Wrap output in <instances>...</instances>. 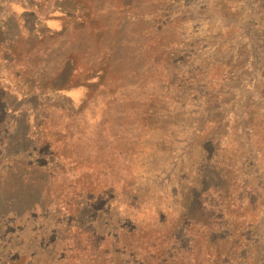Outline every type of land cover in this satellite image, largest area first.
Masks as SVG:
<instances>
[{
    "label": "rangeland",
    "instance_id": "obj_1",
    "mask_svg": "<svg viewBox=\"0 0 264 264\" xmlns=\"http://www.w3.org/2000/svg\"><path fill=\"white\" fill-rule=\"evenodd\" d=\"M154 1L0 0V22L11 29L0 37L17 34V22L22 33L14 46H5L17 62L12 66L17 67L26 53L52 37L35 40L30 32L39 24L43 27L40 31L67 33L68 38L80 35L79 39L87 38L95 45L84 52L76 48L77 42L71 43L77 51L68 49L67 58L82 63V71L64 96L42 97L38 110L45 115L38 123L32 117L36 104L25 95L34 80L23 72L16 76L21 68L9 71L11 66L4 65L0 70V113L3 100L8 101L17 108L11 110L13 114L22 113L18 121L21 130L31 127L34 131L43 122L57 121L52 101L64 97L59 102L69 110L65 126L71 127L70 144L77 147L85 142L81 134L87 136L96 128L95 122L102 124L93 117L106 110L104 104L111 118L107 122L112 124L123 119L121 114L127 110L137 109L143 114L144 128L139 132L143 147L135 156L136 175L122 183L118 193L148 195L142 210L149 215L154 194L164 188L163 194L176 192L170 200L165 199L166 207H175L180 192L187 194L183 205L189 210L203 200L207 186L203 179H208L224 189L230 211L258 222L264 217V0H161L165 7L159 8V17L142 20L134 16L142 18L148 12L147 2ZM113 7L121 10L106 13ZM168 22L163 31L162 25ZM105 31L109 36L105 37ZM42 84L44 89L47 82ZM141 91L147 100L146 107L139 110L142 103L133 100L143 97ZM112 96L118 100L111 101ZM124 98L128 100L123 103ZM43 101L52 104L45 108ZM127 176L122 172L120 178ZM148 180H153L151 188H144ZM102 205L101 200L95 209L101 210ZM3 221L0 242L5 243L6 251L0 264H28L23 254H30L31 264H44L55 237L46 242L35 235L21 242L15 227H6ZM259 225L257 236L264 252V219ZM12 246L20 251L7 257ZM260 255L255 264H264V255Z\"/></svg>",
    "mask_w": 264,
    "mask_h": 264
},
{
    "label": "trees",
    "instance_id": "obj_2",
    "mask_svg": "<svg viewBox=\"0 0 264 264\" xmlns=\"http://www.w3.org/2000/svg\"><path fill=\"white\" fill-rule=\"evenodd\" d=\"M161 2H147V14L142 18L134 16L142 20L159 17V8L165 7ZM111 10L119 12L121 9L113 7L105 12L109 14ZM15 24L17 34L7 39L0 37V70L5 69L4 65L11 66L9 71L19 67L21 71L16 76H22L23 72L34 80V86L29 83L30 89L25 95L33 98L36 104L32 117L37 123L42 122L45 114L38 110L42 106L39 104L42 97L64 96L65 89L74 85L73 80L82 71V63L74 64L67 58V50L77 48L85 52L94 42L84 37L79 39L80 35L68 38L67 33L57 35L47 29L40 31L43 27L39 24L32 29L31 36L35 40L52 37L48 42H39L25 54L24 63L21 61L16 67L12 66V63L17 64L15 58L5 49L10 44L14 46L22 35L19 23ZM169 24L162 25L163 31ZM8 25L0 22V33H9ZM82 30V36H86V29ZM105 33V37L109 36ZM74 42L78 44L76 48L70 46ZM133 73L136 75L135 71ZM42 82H47L44 89ZM113 84L109 83V86ZM140 94L143 96L142 91ZM62 100L64 97L52 101L56 107L52 106L54 110L51 111L59 115L57 121L49 125L43 122L34 131L31 127L21 130L18 121L22 113L13 114L11 110L17 108L8 101L3 100L0 113V222L6 221V227L14 226L21 242L31 236L35 238V235H41L47 242L54 236L55 243L44 264H255L256 257L264 255L262 240L257 236L264 217L258 222L256 218L250 221L243 219L245 215L239 217L237 211H230V205L225 203L224 189L208 179H203L207 185L203 200L189 210L183 205L187 194L180 192L179 199H174L175 207L171 210L166 207L165 199L176 192L163 194L164 188L154 194L153 213L148 212L149 215L142 210L147 205L148 195L139 197L132 191L118 193L120 185L136 175L133 169L135 156L142 150L144 142L139 134L144 128L143 114L137 109L127 110L121 114L123 119L112 124L107 122L111 118L106 103V110H100L93 117L95 121L102 120V124L95 122L94 130L87 136L81 134L85 142L80 138L83 143L76 147L70 144L73 140L71 127L65 126V114L69 110L59 102ZM110 100L118 99L112 96ZM126 100L124 98L123 103ZM146 100L147 96H143L133 102L142 103L139 109L142 110ZM49 103L43 101L44 107L47 108ZM122 172L128 173L124 180L120 178ZM152 182L148 180V184L142 186L151 188ZM127 195L129 199L125 198ZM198 199L200 201V197ZM101 200V210L95 209ZM93 213L97 217L91 216ZM120 216H123L121 221ZM245 231L251 235H246ZM97 238L102 242L97 244ZM0 245L2 259L5 243L0 242ZM13 248L8 250L7 257L20 251ZM250 254L254 256L249 258ZM22 256L27 258L28 264L33 262L30 254Z\"/></svg>",
    "mask_w": 264,
    "mask_h": 264
}]
</instances>
